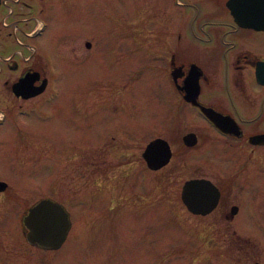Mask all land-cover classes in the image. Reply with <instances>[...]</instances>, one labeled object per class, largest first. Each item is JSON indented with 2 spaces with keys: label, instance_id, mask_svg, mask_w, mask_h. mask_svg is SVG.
<instances>
[{
  "label": "rangeland",
  "instance_id": "374dc122",
  "mask_svg": "<svg viewBox=\"0 0 264 264\" xmlns=\"http://www.w3.org/2000/svg\"><path fill=\"white\" fill-rule=\"evenodd\" d=\"M26 1L4 11L14 9L29 30L40 27L39 19L48 23L44 35L25 40L42 51L41 66L58 76L63 90L48 104L55 112L39 120L45 132L36 134L22 119L26 134L14 129L20 141L0 139V176L26 188V208L44 197L65 202L73 225L64 247L46 251L26 242L8 264H264L263 230L239 231L254 241L244 254L240 243L226 242L233 230L236 239L235 226L210 224L213 215L200 218L180 203L184 182L194 175L191 160L185 168L180 160L193 151L179 154L176 134L192 127L193 115L172 112L166 91L172 80L163 45L178 18L167 11L171 0ZM10 32L0 14L2 56L24 48L7 38ZM25 49L29 56L32 47ZM1 73L16 75L5 68ZM85 104L104 108L103 120L87 125L76 116ZM160 135L176 152L152 171L142 151Z\"/></svg>",
  "mask_w": 264,
  "mask_h": 264
},
{
  "label": "flooded vegetation",
  "instance_id": "af4514ba",
  "mask_svg": "<svg viewBox=\"0 0 264 264\" xmlns=\"http://www.w3.org/2000/svg\"><path fill=\"white\" fill-rule=\"evenodd\" d=\"M231 1L171 0L172 5L167 11L178 14V18L176 29L171 32L168 29L170 35L165 37L163 45L165 70L172 80L171 87L167 86L166 91L169 100L172 98L174 101L172 112L193 115L192 127L186 131L180 127L176 134L182 144L179 154L193 151L190 158L186 156V159L180 160L183 168L191 160L189 164L194 169V175L185 182L189 179L208 180L212 203L216 201L215 207L208 213L191 212L200 218L213 215L210 224L224 220L227 225L235 226L236 239L233 238V230L232 235L227 234L230 237L226 236V242L230 247L238 242L242 247L239 251L250 254L249 246H253L254 241L240 235L239 231L248 230L249 226L256 228L259 234L264 231V30L239 24ZM16 4L26 5L27 1L0 0L3 25L12 29L7 38L15 37L17 44L24 46L7 56L0 55V73L4 68L16 73L0 74V123L5 126H0V139L3 142L8 141V137L10 141H20L14 132L16 129L22 132L19 135L26 134L22 119H29L35 125L36 134L45 132L38 125L39 120L55 112L53 106L48 112V104H52L63 90L58 76L47 74L41 66L42 51L39 52L25 40V37L44 35L48 23L39 19L40 27L29 30L31 26H26L27 21L23 19L19 20L14 9L4 11L5 7ZM40 4L39 9L45 11L44 4ZM189 18H192L190 22L187 21ZM4 40L3 33H0V45ZM85 45L88 49L92 47L88 41ZM30 47L31 54L27 56L25 48ZM30 71L40 75L34 81L29 78L19 83ZM45 79L44 90L28 94L42 87ZM17 85L30 96L17 93ZM190 92L197 95L194 102L187 98ZM4 93L6 98L2 96ZM101 103L104 105V102ZM103 109L95 106L90 110L85 104L81 109L77 106L75 113L85 118L88 125L89 121L91 124L94 120H103ZM158 137L170 142L173 158L176 151L168 137L154 136L147 145ZM113 139L118 137L114 134ZM145 149L142 158L153 171L155 169L149 166L144 156ZM0 181L5 182L0 183V264H8L6 260L11 254H15L13 259L16 261L23 253L26 242L46 251L62 248L72 227L65 242L57 249H46L31 243L27 237L25 218L29 208L39 200L26 208V188L14 185L1 176ZM55 199L69 210L65 202ZM180 203L187 207L184 201ZM221 214L222 219L218 218ZM260 236L264 237V234Z\"/></svg>",
  "mask_w": 264,
  "mask_h": 264
},
{
  "label": "water",
  "instance_id": "95a60500",
  "mask_svg": "<svg viewBox=\"0 0 264 264\" xmlns=\"http://www.w3.org/2000/svg\"><path fill=\"white\" fill-rule=\"evenodd\" d=\"M231 6L235 12L236 20L243 26L254 27L264 30V0H232ZM39 72L30 71L19 83L37 79ZM46 79L42 87L28 94H37L45 89ZM15 90L19 94H25L24 90L17 85ZM197 96V95H196ZM194 94L187 93V98L195 101ZM173 150L170 142L165 138H155L146 147L144 156L150 167L159 169L166 165L172 158ZM201 182V183H200ZM1 184L5 182L0 181ZM209 185V186H208ZM208 180L189 179L185 182L182 190V199L187 207L194 213H208L216 205L212 203V195ZM28 229L27 237L31 243L42 248L57 249L67 239L72 227L71 214L67 207L52 197H44L29 208L25 218Z\"/></svg>",
  "mask_w": 264,
  "mask_h": 264
},
{
  "label": "bare ground",
  "instance_id": "6f19581e",
  "mask_svg": "<svg viewBox=\"0 0 264 264\" xmlns=\"http://www.w3.org/2000/svg\"><path fill=\"white\" fill-rule=\"evenodd\" d=\"M68 240V239H67ZM66 243V242H65ZM65 243H64V245L62 246V247H64L65 246Z\"/></svg>",
  "mask_w": 264,
  "mask_h": 264
}]
</instances>
